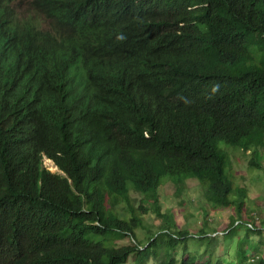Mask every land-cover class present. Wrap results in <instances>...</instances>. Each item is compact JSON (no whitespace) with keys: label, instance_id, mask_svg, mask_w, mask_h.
<instances>
[{"label":"trees","instance_id":"1","mask_svg":"<svg viewBox=\"0 0 264 264\" xmlns=\"http://www.w3.org/2000/svg\"><path fill=\"white\" fill-rule=\"evenodd\" d=\"M24 1L0 0V264H212L207 209L199 233L161 209L167 182L191 180L233 208L240 264H264L223 149L264 171V0Z\"/></svg>","mask_w":264,"mask_h":264},{"label":"rangeland","instance_id":"2","mask_svg":"<svg viewBox=\"0 0 264 264\" xmlns=\"http://www.w3.org/2000/svg\"><path fill=\"white\" fill-rule=\"evenodd\" d=\"M17 1L25 4L24 0ZM223 149L231 156L232 169L237 183L248 188V196L251 199V203L249 204L253 209L252 214L256 215V219H259L258 222H262L264 220V171L250 165V156L248 153L245 154L242 151L234 150L226 146H223ZM44 165L52 172H59V169L54 163L46 158L44 159ZM132 196L135 204L139 206L144 195L133 190ZM160 203L163 213L167 214L172 212L177 225L182 229H190L192 233H199L204 223V210L207 209L208 217L210 218V226L216 227L218 230L216 233L218 235V241H214V244L211 246L214 251L212 264H240V258L237 254L239 250V241L247 233L243 228H240L232 237H226L224 236L225 234L222 233L224 232L222 230H224V227L230 221L231 213L234 212L233 208L224 211L219 209L218 211L210 204H207L202 186H200L197 181L192 180L188 181L186 190L181 195L177 193L176 184L174 182H167L162 188ZM147 205L150 206L149 204ZM145 217L146 228L137 230V236L141 242L148 241L149 230L153 233L158 232L163 221L162 218H159L153 211ZM198 239L199 237H197L196 240ZM196 240L192 238L187 242L188 249L193 253L199 251L203 253L207 241ZM248 241L263 249L264 245L262 243L264 241V233H249ZM130 243H133V240L130 238L119 241L120 245ZM246 245H248V243ZM247 251H249V255L253 256V258L256 252L261 253L258 248L255 249L253 247H249ZM201 255V260H206L208 258L207 254ZM133 259L134 258L131 257L126 264H135ZM247 264H257V262H252V260L249 259Z\"/></svg>","mask_w":264,"mask_h":264},{"label":"clouds","instance_id":"3","mask_svg":"<svg viewBox=\"0 0 264 264\" xmlns=\"http://www.w3.org/2000/svg\"><path fill=\"white\" fill-rule=\"evenodd\" d=\"M58 168V167H57ZM59 172H60V170H59Z\"/></svg>","mask_w":264,"mask_h":264}]
</instances>
